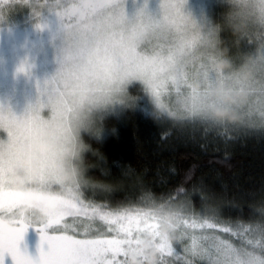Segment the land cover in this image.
<instances>
[{
	"label": "rangeland",
	"instance_id": "1",
	"mask_svg": "<svg viewBox=\"0 0 264 264\" xmlns=\"http://www.w3.org/2000/svg\"><path fill=\"white\" fill-rule=\"evenodd\" d=\"M15 1L0 0V108L3 109L5 124L10 115L23 117L38 104H46L44 93L49 88L53 92L64 88L63 82L59 81L58 72L64 59L66 37L77 30H84L94 19L92 16L85 18L77 15L73 11L82 0H22L28 4L29 17L7 21L4 19L7 14L5 12L15 16L21 11L19 7L9 5ZM115 2L120 5L114 11L116 23L113 26L119 34L118 38L122 36L126 42H131L138 54L158 53L165 60L164 71L154 82L140 75L128 74L120 67L107 77L101 72L92 82V87L96 89L94 95L84 101L79 119L73 124L70 135L66 134V138L61 141V152L57 157L45 161L40 172L51 174L45 169H54L64 161H67L69 170L76 165L84 171L83 163H80L86 150L82 135H96L97 125L101 120L130 105L136 108L139 101L156 113L170 118L182 119L185 114L188 118L183 119L264 131V28L252 22L248 14L233 4V0ZM221 2L226 4L218 5ZM218 6L225 7L222 10L224 16H220L225 25L235 29L234 24L247 20L250 34L257 30L260 35L253 36L252 40L246 38V42L242 40L245 34L241 35V43L246 48L251 47V50H238L240 53L233 59H221L220 56L218 32L214 22L219 17V12H215ZM161 28L165 30L163 43L158 42ZM241 31L244 33L246 28ZM247 53L249 54L246 55ZM170 56L172 59L169 61ZM249 60L257 68V80L250 90L251 101L235 108L215 101L211 95L213 87L233 79L229 73L217 72V63L227 61L236 70ZM132 85L141 89L140 93L143 95L137 102L128 93ZM218 108L234 112L236 118L215 119L212 113ZM39 115L49 119L53 111L49 106H41ZM0 140H7L5 127H0ZM76 145L81 146L80 153L75 152ZM22 166L23 160L20 157L12 174L14 184L20 188L35 187L36 177L33 183V178L26 174ZM17 171L21 172L23 178L16 175ZM82 178L83 175L77 183L80 186L83 184ZM55 183L58 184L56 181ZM89 187L102 190L99 187ZM153 215L152 229H142L137 241L125 251L132 250L139 254V245L145 234L152 236L157 247L162 241L173 248L168 239L160 236L159 228L164 214L158 216L157 212H153ZM169 215L176 221V226L177 221L184 220L178 214ZM70 221L67 223L70 224ZM88 223L91 225L90 233L94 234L98 229L95 224ZM99 223L101 230L107 232V226L101 221ZM198 225L191 226V231L183 225L177 230L178 243H185L180 247L184 252L179 264H264V231L258 232L260 239L248 236L245 232L225 235L216 232L218 229L211 231L210 237H206V234H201L202 230ZM76 227L82 228L79 224ZM41 247L46 249V245L41 244L40 234L35 227H29L21 241V250L35 259ZM7 264H11L10 259Z\"/></svg>",
	"mask_w": 264,
	"mask_h": 264
},
{
	"label": "trees",
	"instance_id": "2",
	"mask_svg": "<svg viewBox=\"0 0 264 264\" xmlns=\"http://www.w3.org/2000/svg\"><path fill=\"white\" fill-rule=\"evenodd\" d=\"M9 5L21 11L15 16L5 12V20L29 17L24 1ZM224 8L215 10L219 12L214 21L219 51L221 59H233L238 50H251L241 43V35L245 34V42L260 35L257 30L250 34L246 28L243 33L225 25L220 18ZM140 91L136 85L129 87L133 101L143 97ZM143 104L139 101L136 108L130 105L105 117L96 135H82L86 147L80 186L83 198L106 210L144 208L158 216L178 214L184 223L177 221L175 240L170 241L174 250L185 244L177 241L181 225L191 231V226L199 224L206 237L218 229L225 235L245 232L260 239L258 232L264 231V131L183 119L188 118L185 114L182 119L170 118ZM90 223L101 230L98 220ZM68 234L73 233L69 230ZM165 261L179 264L175 255Z\"/></svg>",
	"mask_w": 264,
	"mask_h": 264
},
{
	"label": "snow or ice",
	"instance_id": "3",
	"mask_svg": "<svg viewBox=\"0 0 264 264\" xmlns=\"http://www.w3.org/2000/svg\"><path fill=\"white\" fill-rule=\"evenodd\" d=\"M118 7L115 0H82L76 5L73 11L77 15L94 19L84 30L66 37L64 59L58 72L64 88L56 92L49 88L44 93L46 104H38L23 117L10 115L7 124L0 108V127L7 131V140H0V264H7L9 259L11 264H126L125 249L137 241L142 229L151 230L154 225L151 209L106 210L83 198L79 184L59 186L49 173L40 172L35 187L20 188L12 180L25 148L45 129L58 141L70 135L84 101L96 91L92 82L101 72L107 77L120 67L128 74L154 82L164 71L165 60L158 53L138 54L131 42L122 36L118 38L113 29L114 11ZM45 105L53 111L49 119L39 115L41 106ZM67 217H72L71 224L66 222ZM96 220L107 226V232L90 233L88 222ZM62 221L65 223L61 224ZM77 224L82 228L75 227ZM29 227L37 229L41 244L46 245L35 259L20 248ZM69 230L73 234H68ZM158 248L161 264H166V254L180 259L184 252L173 250L162 241Z\"/></svg>",
	"mask_w": 264,
	"mask_h": 264
},
{
	"label": "clouds",
	"instance_id": "4",
	"mask_svg": "<svg viewBox=\"0 0 264 264\" xmlns=\"http://www.w3.org/2000/svg\"><path fill=\"white\" fill-rule=\"evenodd\" d=\"M233 3L248 14V18L260 27L264 28V0H233ZM248 22L236 25L237 31L247 28ZM165 40V30L163 28L159 31V43ZM264 70V69H262ZM216 71L220 73H229L233 79L225 81L222 84H216L212 89V98L221 104L231 105L233 108L242 107L248 104L252 97L250 95L251 88L255 85L257 80V68L254 62L249 60L245 62L240 68L233 70L232 65L227 61H220L216 65ZM213 117L218 120L236 118V114L228 109H216L212 113ZM62 150L61 141H58L52 133L45 129L40 133L30 147H26L21 158L23 160V169L26 174L33 178L40 173L41 166L45 161H49L59 155ZM75 152L82 151L81 146H75ZM82 164V157L80 160ZM54 176L55 181L64 186L71 187L80 182L83 175V169L79 166L73 165L69 170L67 161L62 165H58L54 169H45ZM17 176L23 178L20 171L16 172ZM162 239L166 238L169 241H174L176 236V221L171 215H164L161 220L159 228ZM126 264H161V257L159 248L154 244L151 235L145 234L142 237L139 245V254L136 251L126 250Z\"/></svg>",
	"mask_w": 264,
	"mask_h": 264
}]
</instances>
